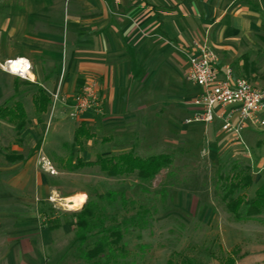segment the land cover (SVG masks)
I'll return each mask as SVG.
<instances>
[{
	"label": "crops",
	"instance_id": "0c3cea01",
	"mask_svg": "<svg viewBox=\"0 0 264 264\" xmlns=\"http://www.w3.org/2000/svg\"><path fill=\"white\" fill-rule=\"evenodd\" d=\"M195 42H206L217 53L221 73L229 67L236 78L260 85L257 79L264 78V0H0V63L27 60L32 66L27 80L2 69L14 77L13 104L31 93L35 110L33 98L38 88L51 101L49 111L20 136L29 137L33 145L42 141L44 147L45 135L52 127L57 140L47 144L51 154L60 153L67 144L63 138L69 137L72 145L82 125L95 136L84 145L121 137L131 140L134 130L126 127L136 124L141 113L165 118L168 135L203 141L209 157L235 153L252 160L254 154L263 153L264 114L261 128L245 130L241 139L227 133L221 119L210 125L185 123L195 111L190 104L200 93L188 80L184 54ZM88 84L99 94L103 113L91 111L74 124L66 123L62 117ZM20 102L27 111L26 104ZM87 148L86 153H92ZM15 156L24 160L8 159L11 166L0 169V175H9L7 180L1 179L0 199L13 200L0 203L1 211H11L13 224L5 236L0 233L4 242L0 264H52L57 243L53 236L58 231L43 226L41 214L43 202L55 191L51 192L38 153H13L8 158ZM51 156L59 168L61 159ZM249 167L254 185L261 183L259 188L264 180L253 172L252 162ZM4 219L2 213L3 233ZM63 249L57 260L67 247Z\"/></svg>",
	"mask_w": 264,
	"mask_h": 264
},
{
	"label": "rangeland",
	"instance_id": "374dc122",
	"mask_svg": "<svg viewBox=\"0 0 264 264\" xmlns=\"http://www.w3.org/2000/svg\"><path fill=\"white\" fill-rule=\"evenodd\" d=\"M2 64L4 65L0 63ZM12 79L14 77L4 74L0 66V106L13 104ZM257 80L262 83L256 86L264 85V78ZM26 88L21 86L22 91H27ZM31 95H22L18 100L26 104L29 121L33 123L37 116L31 106ZM69 114L70 111L62 118L66 119V123L74 124L76 120L71 119ZM153 121L157 123L155 126L151 124ZM126 128L134 130L135 138L133 136L130 140L128 137H121L110 142H91L89 146L85 143L83 151H79V148L70 149L71 144L68 142L71 139L66 137L62 142L67 144L62 146L60 153L51 154L48 151V142L57 140L52 127L45 135L43 147L42 141L33 145L29 137L18 136L12 126L5 122L0 123V169L11 166L8 155L38 153L39 165L41 158L45 157L57 172L58 169L61 170L58 175H51L44 170L46 175H49L51 192L55 191L50 195H56L59 198L57 200H61L60 203L65 206L58 203L55 208L48 199L43 202L47 215L43 226L58 231L53 236L57 243L51 255L52 264L59 260L57 257L65 250L64 246L67 247L65 253L75 246V230L69 224L74 221L73 213L81 210L85 204L80 209L71 210L75 208L71 198L83 196L87 202L90 199L97 200L99 195L109 192L122 194L126 199L125 206L121 197L112 205L103 203L108 216L107 225L123 226L122 244L127 254L126 258L121 260L124 264H168L172 256L178 254L194 258L200 264H221L220 259L233 254L236 264H264V214L259 218L263 222H236L226 211L222 191L224 181L220 180V176L231 173L234 166H250L252 162L253 172H257L263 181L264 150L263 153L254 154L252 160L235 153H216L209 157V153H204L203 141L180 134L168 135L167 130L170 128L166 125L165 118L145 117L143 113L136 120V124ZM261 133V138L264 139V132ZM87 147L91 148L92 153H86ZM123 149L133 150L142 158L170 154L174 163L151 182L140 181L134 176L111 179L101 173L99 167L78 171L68 167L70 158H73L74 162L80 157L86 161H95L99 155L111 156ZM50 154L61 159L59 168L54 166L53 156ZM50 177L56 181H52ZM6 178H9V175H0V190L3 187L1 183L4 184L1 179L7 180ZM260 184L258 182L251 190L238 192L236 196L251 199ZM12 201V198L0 199L3 204H11ZM139 211L141 221L133 224L131 219L136 218ZM2 213L6 218L3 221L6 232L3 233L2 228L0 233L4 235L11 230L13 224L10 220V210L3 212L0 206V215ZM2 239L3 237H0V247L4 244ZM95 239H90L82 249H90ZM77 247L78 245L72 251L73 255L71 252L67 254L62 264H85L75 254Z\"/></svg>",
	"mask_w": 264,
	"mask_h": 264
},
{
	"label": "trees",
	"instance_id": "16d2710c",
	"mask_svg": "<svg viewBox=\"0 0 264 264\" xmlns=\"http://www.w3.org/2000/svg\"><path fill=\"white\" fill-rule=\"evenodd\" d=\"M16 95H18V84L15 85ZM35 114L39 118L49 111L51 101L47 94L38 88L33 98ZM5 122L13 126L17 135L31 124L27 111L22 102L17 101L12 106L0 107V123ZM95 136L84 126H80L76 133L74 143L70 146L73 150L77 147L82 148L85 141L93 140ZM10 161H23V156L9 157ZM174 163L170 154H159L142 158L137 156L133 150H124L111 156H97L95 161L85 162L77 158L68 161V167L73 171L85 168L99 167L101 173L111 179L123 177H136L143 182L153 181L160 173L170 168ZM223 180L222 191L224 193L223 202L228 214L236 222L258 220L264 214V183L254 192L251 199L243 196H236L238 192L249 191L254 185L251 167H233L231 173L220 176ZM121 197L123 205H126L124 195L109 192L105 195H99L97 200H88L83 208L75 211L73 214L74 221L69 224L75 230L76 239L74 245H78L76 255L85 264H124L121 260L125 259L127 254L125 246L122 244L124 239L123 226H108V216L106 207L103 203L112 205ZM43 221L47 219L46 213L41 214ZM133 224L141 221V211L136 214V218L131 219ZM137 220V221H136ZM262 221V220H261ZM263 222V221H262ZM264 223V222H263ZM95 239L93 246L88 250H83L90 239ZM75 246L64 253L56 264H62L67 254L74 251ZM73 255V253H72ZM221 264H236L234 254L220 259ZM168 264H200L194 258L173 255Z\"/></svg>",
	"mask_w": 264,
	"mask_h": 264
},
{
	"label": "built area",
	"instance_id": "2783aa9c",
	"mask_svg": "<svg viewBox=\"0 0 264 264\" xmlns=\"http://www.w3.org/2000/svg\"><path fill=\"white\" fill-rule=\"evenodd\" d=\"M184 54L189 64L188 80L200 88V93L190 104L195 111L185 121L187 125H210L216 119H221L224 123V130L239 139L245 130L261 128L264 114V88L257 87L244 78H236L229 67L221 73L218 69L219 56L206 42L193 43ZM16 62L21 63L24 71L11 72L9 65ZM0 66L8 73L24 80L28 79V73L32 68L27 60L9 61ZM57 101L58 96L54 97L53 107ZM91 111L103 113L99 94L93 85L88 84L76 95L69 117L78 120ZM204 153L206 154L205 151ZM40 166L51 175H58L45 157L41 158ZM56 197L52 194L48 198L55 208L61 202ZM61 206L64 205L61 204Z\"/></svg>",
	"mask_w": 264,
	"mask_h": 264
},
{
	"label": "bare ground",
	"instance_id": "6f19581e",
	"mask_svg": "<svg viewBox=\"0 0 264 264\" xmlns=\"http://www.w3.org/2000/svg\"><path fill=\"white\" fill-rule=\"evenodd\" d=\"M9 68H10L12 73H19L21 71H24V67L21 65L20 62L10 64ZM22 74H26V73H22ZM71 201H73L75 203V208H73L71 210H77V209L82 208V206L86 202V199L83 196H76V197L71 198Z\"/></svg>",
	"mask_w": 264,
	"mask_h": 264
}]
</instances>
